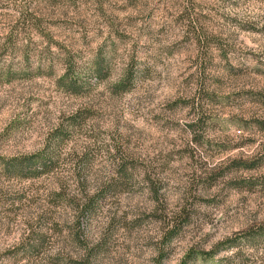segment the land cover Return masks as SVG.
Returning a JSON list of instances; mask_svg holds the SVG:
<instances>
[{
    "label": "rangeland",
    "instance_id": "rangeland-1",
    "mask_svg": "<svg viewBox=\"0 0 264 264\" xmlns=\"http://www.w3.org/2000/svg\"><path fill=\"white\" fill-rule=\"evenodd\" d=\"M260 122L264 0H0V264H264Z\"/></svg>",
    "mask_w": 264,
    "mask_h": 264
},
{
    "label": "trees",
    "instance_id": "trees-1",
    "mask_svg": "<svg viewBox=\"0 0 264 264\" xmlns=\"http://www.w3.org/2000/svg\"><path fill=\"white\" fill-rule=\"evenodd\" d=\"M105 73V65L103 64V62L99 61L98 63H95V68H94V74L95 76L98 78V80H101L102 78H105L106 75ZM69 76L67 77V79L64 81V86L66 87V89L72 93V94H79L80 92V83L77 79L74 78H69ZM133 79V73L130 70V72H125L124 77L119 81V83L115 86V91H120V92H125L127 91V88L125 86V83H128V81ZM82 87V86H81ZM261 128L264 130V122H260ZM40 155H38L39 157ZM42 157V156H40ZM43 158V157H42ZM36 162V160H34V158H11V159H1L0 160V164L3 167V172L6 173V175L8 177H19V178H26L28 177L29 172H31L33 169L36 168V164H34ZM42 168H41V172H34V176H38L42 173L48 172L50 170V166L51 164H49V162L47 160H42ZM254 167V166H252ZM93 210V206L89 205L85 206L82 210H81V216L85 217L87 214H90ZM175 228L172 230V233L174 232ZM171 233V234H172Z\"/></svg>",
    "mask_w": 264,
    "mask_h": 264
}]
</instances>
